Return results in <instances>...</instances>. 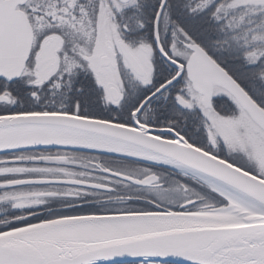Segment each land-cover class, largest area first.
<instances>
[{"label":"snow or ice","instance_id":"6c2138e0","mask_svg":"<svg viewBox=\"0 0 264 264\" xmlns=\"http://www.w3.org/2000/svg\"><path fill=\"white\" fill-rule=\"evenodd\" d=\"M0 264H264V0H0Z\"/></svg>","mask_w":264,"mask_h":264}]
</instances>
